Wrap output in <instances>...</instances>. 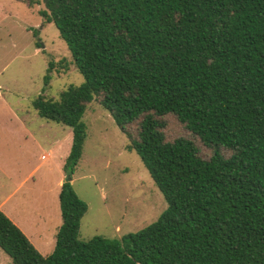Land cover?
Here are the masks:
<instances>
[{
	"label": "trees",
	"instance_id": "obj_1",
	"mask_svg": "<svg viewBox=\"0 0 264 264\" xmlns=\"http://www.w3.org/2000/svg\"><path fill=\"white\" fill-rule=\"evenodd\" d=\"M25 1L44 6L40 17L84 79L56 101L32 102L41 119L72 130L63 172L72 175L81 159L82 117L96 100L167 207L136 233L83 242L87 207L63 182L48 256L0 212V250L11 263L264 264V0ZM169 115L212 155L202 158L187 138L167 141Z\"/></svg>",
	"mask_w": 264,
	"mask_h": 264
},
{
	"label": "rangeland",
	"instance_id": "obj_2",
	"mask_svg": "<svg viewBox=\"0 0 264 264\" xmlns=\"http://www.w3.org/2000/svg\"><path fill=\"white\" fill-rule=\"evenodd\" d=\"M43 9L25 0H0V201L8 197L5 210L17 212L20 231L33 236L31 245L45 257L53 252L62 224L57 182L68 181L63 168L72 130L41 119L32 102L39 95L56 101L62 91L81 85L84 79L55 26L40 17ZM50 61L55 66L42 92ZM162 120L167 141L187 138L202 158L212 155L174 116ZM82 122L86 138L69 181L87 207L78 239L119 240L155 222L167 204L139 156L126 150L127 140L111 116L94 100ZM223 154L230 152L223 150ZM0 264H12L1 250Z\"/></svg>",
	"mask_w": 264,
	"mask_h": 264
},
{
	"label": "crops",
	"instance_id": "obj_3",
	"mask_svg": "<svg viewBox=\"0 0 264 264\" xmlns=\"http://www.w3.org/2000/svg\"><path fill=\"white\" fill-rule=\"evenodd\" d=\"M68 134H70V132L68 133ZM55 143H58V141L57 142H55ZM33 172V170L32 171H29L28 172V176L29 175H31V173ZM62 183H63V179L61 178V179H59L58 180V182H57V186H59L60 188H61V185H62ZM59 196V195H58ZM8 199V197H6L5 199H3L2 201H0V212L2 213V214H4L19 230H21L20 229V224H19V222H18V220L19 219H21V218H19V217H17V212H10L9 213V211H7V210H5V208H4V204H5V202H6V200ZM3 208H4V210H3ZM59 229V228H58ZM24 235H25V233L24 232H22ZM26 236V238L28 239V241L32 244V240H33V236L32 235H30V237L29 236H27V235H25ZM33 245V244H32ZM36 249H37V247L36 246H34Z\"/></svg>",
	"mask_w": 264,
	"mask_h": 264
},
{
	"label": "water",
	"instance_id": "obj_4",
	"mask_svg": "<svg viewBox=\"0 0 264 264\" xmlns=\"http://www.w3.org/2000/svg\"><path fill=\"white\" fill-rule=\"evenodd\" d=\"M67 179H68V181H70V175H68Z\"/></svg>",
	"mask_w": 264,
	"mask_h": 264
}]
</instances>
